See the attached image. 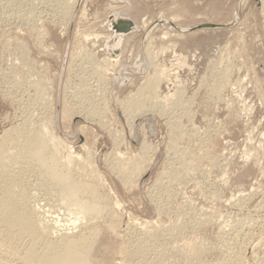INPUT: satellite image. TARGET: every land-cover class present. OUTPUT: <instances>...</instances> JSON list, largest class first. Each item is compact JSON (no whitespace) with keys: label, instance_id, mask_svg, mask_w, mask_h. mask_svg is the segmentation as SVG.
<instances>
[{"label":"rangeland","instance_id":"rangeland-1","mask_svg":"<svg viewBox=\"0 0 264 264\" xmlns=\"http://www.w3.org/2000/svg\"><path fill=\"white\" fill-rule=\"evenodd\" d=\"M121 9L135 32L114 33ZM23 123L106 208L73 228L33 190L88 245L74 264H264V0H0V149ZM3 230L0 263L24 264L28 238Z\"/></svg>","mask_w":264,"mask_h":264},{"label":"bare ground","instance_id":"bare-ground-1","mask_svg":"<svg viewBox=\"0 0 264 264\" xmlns=\"http://www.w3.org/2000/svg\"><path fill=\"white\" fill-rule=\"evenodd\" d=\"M126 13H128L127 9H121L112 15L114 17L121 15L118 21L120 19L127 20L125 18ZM110 21L111 27L118 22L113 17L110 18ZM131 27L132 32L137 27L136 23H131ZM114 33L117 34L118 32L115 31ZM121 38H119V44L121 43ZM114 41L117 40H113L112 43ZM103 59L111 63L118 61L117 57L109 58L107 56L106 58L103 57ZM41 89L43 90L44 87L42 86ZM32 126L24 124L23 132H20L19 137L14 142L18 149H0V225L5 228L3 231L10 233L9 236L12 239L22 240L24 236L28 238V248L25 251L26 253L24 252V256L20 258V261L24 262V264H74L80 260L83 253L87 252L88 245H79L84 240L83 238L81 241V239L74 240L70 235L68 237L67 232L69 229L65 228L64 225L58 224L59 222L56 221V218L54 220L52 216L46 217L41 209H37L35 204H32L34 202L32 199L33 190L36 189V186H43V184L49 186L48 184L50 183L51 196L55 200H52V202H56L53 205L62 208V210L65 209L73 213V216L75 214L78 217L73 218L71 225L73 228L76 222L98 217L106 208L104 206L103 208L100 207L96 204L97 202L81 201L74 198L77 192L80 191L79 185L73 179L68 178L70 174L69 176L67 174L68 177H66V174H62L59 170L60 166H65L64 162H66V160L63 162V159L60 158L59 142L57 141V143L51 136H47L49 133L46 134V130L33 131ZM14 157L22 158L24 162L22 161L21 163L23 164L27 162L33 164L32 168L34 171L32 172L35 176H38V182H36L37 177H35V180L32 181L34 184L26 183L24 185L18 178H15L16 176L12 175L9 163ZM67 162L69 163L68 158ZM39 181H42V184H39ZM13 254L17 255V253ZM160 257L147 264H161L164 257Z\"/></svg>","mask_w":264,"mask_h":264},{"label":"water","instance_id":"water-1","mask_svg":"<svg viewBox=\"0 0 264 264\" xmlns=\"http://www.w3.org/2000/svg\"><path fill=\"white\" fill-rule=\"evenodd\" d=\"M114 31L122 34H128L131 32V23L128 21H118L113 26ZM219 26L211 25V24H203L197 27V30H213L218 29Z\"/></svg>","mask_w":264,"mask_h":264}]
</instances>
